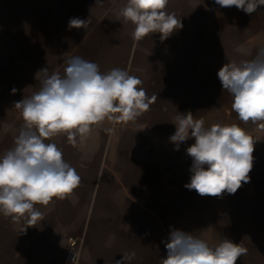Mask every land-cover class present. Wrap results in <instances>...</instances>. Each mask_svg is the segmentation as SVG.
<instances>
[{
    "label": "crops",
    "instance_id": "obj_1",
    "mask_svg": "<svg viewBox=\"0 0 264 264\" xmlns=\"http://www.w3.org/2000/svg\"><path fill=\"white\" fill-rule=\"evenodd\" d=\"M125 3L0 0V156L23 124L15 103L39 89L41 69L62 75L68 57L95 62L101 73L126 69L155 98L135 121L105 119L76 146L66 134L46 141L62 150L81 184L63 200L36 205L43 213L36 226L0 214V264H63L70 238L79 239V264H117L131 252L135 258L123 264H161L173 229L210 246L224 238L240 243L248 251L237 264H264V155L253 154L250 181L235 194L201 196L185 187L194 138L178 150L170 140L179 113L197 119L199 78L205 98L220 92L232 100L217 73L264 45V6L248 15L214 0H169L167 11L183 27L164 41L159 33L136 41L134 25L117 15ZM71 18L89 19V26L70 29ZM253 126L264 131V122Z\"/></svg>",
    "mask_w": 264,
    "mask_h": 264
},
{
    "label": "clouds",
    "instance_id": "obj_2",
    "mask_svg": "<svg viewBox=\"0 0 264 264\" xmlns=\"http://www.w3.org/2000/svg\"><path fill=\"white\" fill-rule=\"evenodd\" d=\"M99 2V0H96ZM169 0H126L118 17L134 25L132 38L139 41L159 33L161 41L183 27L174 12H168ZM221 8L235 7L251 15L264 6V0H214ZM89 19L71 18L69 28L89 26ZM61 75L43 68L39 89L15 103L23 124L14 146L0 156V214L13 221L36 226L43 213L36 205L47 206L53 198L65 199L81 184L76 169L63 159L62 150L51 141L66 134L76 146L94 125L109 121L131 122L150 110L143 81L128 70L113 68L101 73L98 64L80 56L64 60ZM232 97L231 109L244 123L264 122V45L249 59L228 61L217 73ZM12 93L17 91L13 88ZM119 114V115H117ZM176 132L170 137L177 150L181 143L194 138L187 148L192 158L191 179L185 187L201 196L235 194L242 183L250 181L255 140L238 124L213 123L192 113L176 116ZM26 229V228H25ZM24 229V231H25ZM167 255L161 264H237L247 248L224 238L209 243L191 233L173 229L165 242ZM135 252L123 254L124 261Z\"/></svg>",
    "mask_w": 264,
    "mask_h": 264
},
{
    "label": "rangeland",
    "instance_id": "obj_3",
    "mask_svg": "<svg viewBox=\"0 0 264 264\" xmlns=\"http://www.w3.org/2000/svg\"><path fill=\"white\" fill-rule=\"evenodd\" d=\"M205 80L199 78L197 81V119L203 118L206 126H211L213 123L221 124H238L241 128L245 129L247 134L250 135L255 142L264 143V131L256 133L252 122L244 123L239 120L237 114L231 109V99L221 98L220 92H215V98H205ZM210 89V88H209ZM219 95V97H218ZM224 96V95H223ZM232 111V112H231ZM254 155H264V147L254 146ZM79 240V239H78ZM80 244V242H79ZM68 249V248H67ZM80 259V251H79ZM79 264V261H78Z\"/></svg>",
    "mask_w": 264,
    "mask_h": 264
},
{
    "label": "built area",
    "instance_id": "obj_4",
    "mask_svg": "<svg viewBox=\"0 0 264 264\" xmlns=\"http://www.w3.org/2000/svg\"><path fill=\"white\" fill-rule=\"evenodd\" d=\"M79 261V240L69 239L68 249L63 259V264H78Z\"/></svg>",
    "mask_w": 264,
    "mask_h": 264
}]
</instances>
